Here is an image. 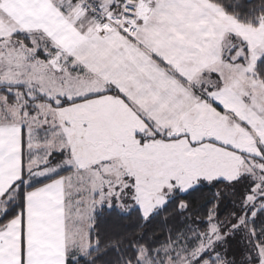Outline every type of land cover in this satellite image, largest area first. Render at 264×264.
Returning <instances> with one entry per match:
<instances>
[{"label":"snow or ice","instance_id":"6c2138e0","mask_svg":"<svg viewBox=\"0 0 264 264\" xmlns=\"http://www.w3.org/2000/svg\"><path fill=\"white\" fill-rule=\"evenodd\" d=\"M0 264H264V0H0Z\"/></svg>","mask_w":264,"mask_h":264},{"label":"trees","instance_id":"16d2710c","mask_svg":"<svg viewBox=\"0 0 264 264\" xmlns=\"http://www.w3.org/2000/svg\"><path fill=\"white\" fill-rule=\"evenodd\" d=\"M207 189H204L203 191L201 192H198V193H193L190 197H188L189 199H191L193 201L194 204H198V203H202L203 202V199L204 197L206 196L207 194ZM117 224H120V225H128V221H119L114 215H105L102 220H101V224H100V227L103 231L105 232H108V231H111L112 228L117 225ZM156 223L153 222V224L149 225L148 227L151 229V228H154L156 227Z\"/></svg>","mask_w":264,"mask_h":264}]
</instances>
